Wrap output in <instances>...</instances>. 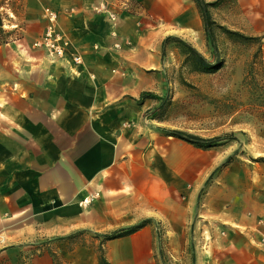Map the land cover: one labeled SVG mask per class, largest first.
Masks as SVG:
<instances>
[{
    "label": "crops",
    "instance_id": "0c3cea01",
    "mask_svg": "<svg viewBox=\"0 0 264 264\" xmlns=\"http://www.w3.org/2000/svg\"><path fill=\"white\" fill-rule=\"evenodd\" d=\"M140 2L145 11L137 16L115 15L107 0H21L0 8L6 19L0 26V264H101L93 245L50 241L80 229L183 216L178 191L183 144H190L164 134L161 121L150 117L159 100L138 99L144 91L164 95L162 40L174 35L190 42L202 21L193 0ZM233 4L224 23L259 37L264 78V0ZM46 9L56 11L71 44L56 63L33 46L47 23ZM71 54L80 56L79 64ZM256 149L244 148L264 154ZM217 164L214 158L210 166ZM248 168L264 171V164L227 162L208 186V201L226 207L225 192L246 186ZM248 179L256 185L264 177L254 172ZM87 197L92 200L82 205ZM240 205V212L195 231L238 236L239 243L213 238L195 264H264V203ZM151 231L147 225L107 241L108 264H158Z\"/></svg>",
    "mask_w": 264,
    "mask_h": 264
},
{
    "label": "rangeland",
    "instance_id": "374dc122",
    "mask_svg": "<svg viewBox=\"0 0 264 264\" xmlns=\"http://www.w3.org/2000/svg\"><path fill=\"white\" fill-rule=\"evenodd\" d=\"M206 1L216 2L210 11L216 22L214 34L218 63L214 69L208 71L193 70L186 61L185 47L178 42H168L164 54L165 104L153 115L158 117L156 120L161 121L160 125L165 129H177L206 138L218 136L222 140L219 145L211 148L183 144L182 153L186 166H184L183 188L178 191V196L182 197L184 205L183 216L177 220L150 221L145 225L151 226L154 243L152 256L158 264H195L200 255L206 254L207 244L213 238L215 244H229L230 241L239 243L238 236L231 239L222 232L210 235L206 231L203 234H197L195 231L201 225H216L218 219L230 212H240L239 207L242 203L248 208L264 203L262 201L264 180L260 184L249 185L248 179V176L251 173L253 175L254 172L260 173L263 178L264 171H253L251 168L247 171L246 186H234L237 191L230 192V195L225 192L229 200L226 207H223L222 202H216L213 197L208 201V186L227 164L228 157L229 162L252 165V162L257 161L264 164V154L256 155V151L244 150L253 146L257 147V151L259 148H264V78L259 37L244 35L224 23L234 12L233 0ZM20 2L21 0H8L6 4L12 3L9 5L16 7V5L20 6ZM107 2L115 5V15L120 13L123 16H129L127 14L137 16L142 10L145 11L144 8L141 9L140 0H107ZM194 32L190 31L192 39L188 43L205 57L213 60V48L201 24L200 42L195 40ZM256 135L259 138L256 139ZM214 158L219 159V164L211 167ZM231 176L238 177L237 173L229 175ZM195 187H198L197 196L188 209V196ZM198 213H201V216L196 219ZM142 221L125 226L80 229L55 237L50 242H64L67 248L78 244L93 245L99 256L98 248L104 247L107 242L102 243L103 238L99 236L100 234ZM218 231L220 232V229ZM114 241L115 239L109 243H115ZM104 253L103 248V255Z\"/></svg>",
    "mask_w": 264,
    "mask_h": 264
},
{
    "label": "trees",
    "instance_id": "16d2710c",
    "mask_svg": "<svg viewBox=\"0 0 264 264\" xmlns=\"http://www.w3.org/2000/svg\"><path fill=\"white\" fill-rule=\"evenodd\" d=\"M8 0H0V8L1 7H5V6H11L12 3L6 4ZM201 21H202V27L204 30V33L206 35V38L208 39V41L210 42V44L212 45L213 48V53H214V59L210 60L207 57H205L199 50H197L193 45H191L190 43H188L187 41L174 36V35H167L163 40H162V44H161V54L164 55L165 51H166V46L168 44V42H178L180 43L183 47H185L186 51H187V56H186V61L189 62L190 66L192 67L193 70H200V71H208L211 69H214L218 63V51L216 48V43H215V34H214V26L216 25L215 20L212 17L211 11L210 9L212 7H214L216 5V2L212 1H206V0H193ZM3 15H5L4 10L0 9V26L2 25V18ZM2 31H0L1 33ZM2 34V33H1ZM154 98L156 100H159V104L155 107L154 110H152L150 113V117L154 118V119H158V117L155 114L161 107L164 106L165 104V97L164 96H159L157 94H154L152 92L149 91H144L142 92V94L140 95V98L138 99L139 102H141L143 100V98ZM156 110V112H155ZM164 132V134L166 135H171V136H175L189 144H192L194 146L197 147H201V148H210L213 146H217L219 145L220 141L222 140L221 137H210V138H206V137H202L196 134H192V133H187L181 130H177V129H163L162 130ZM229 162V157L227 158L226 162ZM151 221V219H144L142 222L131 225L129 227H121V228H117L114 229L112 231H110L109 233H104V234H100L99 236H101L103 238V242L105 241H109L115 238H120L122 236H126V235H130L136 231H138L139 229H141L143 226H145L147 223H149ZM98 252L99 253V261L101 264H108L106 258L103 255V248L100 246L98 248Z\"/></svg>",
    "mask_w": 264,
    "mask_h": 264
},
{
    "label": "built area",
    "instance_id": "2783aa9c",
    "mask_svg": "<svg viewBox=\"0 0 264 264\" xmlns=\"http://www.w3.org/2000/svg\"><path fill=\"white\" fill-rule=\"evenodd\" d=\"M47 23L40 36L33 42L34 47L43 48L46 51V56L51 63H56L65 60L69 54L70 40L59 29L57 24V13L52 9L45 10ZM72 64H79L81 58L78 54L69 56ZM92 200L91 197L84 198L82 205H87Z\"/></svg>",
    "mask_w": 264,
    "mask_h": 264
},
{
    "label": "bare ground",
    "instance_id": "6f19581e",
    "mask_svg": "<svg viewBox=\"0 0 264 264\" xmlns=\"http://www.w3.org/2000/svg\"><path fill=\"white\" fill-rule=\"evenodd\" d=\"M194 36H195V40L197 41V42H200L201 41V38H200V36H199V29L197 28V30L194 32ZM131 239V238H130ZM132 240H134V241H138V243H140V239H139V237L138 238H136L135 239V237H134V239H132ZM127 241H129V239L127 238ZM131 241V240H130ZM137 243V244H138Z\"/></svg>",
    "mask_w": 264,
    "mask_h": 264
}]
</instances>
